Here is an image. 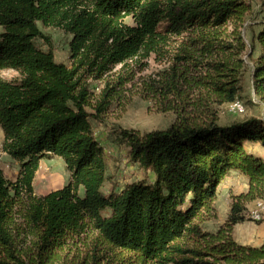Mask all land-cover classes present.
Here are the masks:
<instances>
[{
    "label": "trees",
    "instance_id": "1",
    "mask_svg": "<svg viewBox=\"0 0 264 264\" xmlns=\"http://www.w3.org/2000/svg\"><path fill=\"white\" fill-rule=\"evenodd\" d=\"M253 1L0 0V70L21 76L0 78L2 150L19 163L15 181L0 170V264H264V243L241 245L232 234L250 221L247 205L264 200V159L244 147L258 143L264 151V20L251 69L262 114L217 123L219 108L241 98L240 28ZM38 22L72 36L69 66L36 47L38 39L50 44ZM151 56L168 67L146 87L158 111L175 120L143 135L119 133L131 162L154 181L104 195L105 153L90 119L106 109L114 88L106 83L92 114L83 78L99 80ZM179 65L196 72L190 82L176 75ZM54 156L69 183L36 196L40 161ZM231 171L246 177L247 190L230 195L226 220L208 232L203 224L216 218L217 188ZM15 213L19 225L11 223Z\"/></svg>",
    "mask_w": 264,
    "mask_h": 264
},
{
    "label": "rangeland",
    "instance_id": "2",
    "mask_svg": "<svg viewBox=\"0 0 264 264\" xmlns=\"http://www.w3.org/2000/svg\"><path fill=\"white\" fill-rule=\"evenodd\" d=\"M264 20V0H254L251 4V11L244 18L241 26V33L245 42L246 49L242 54L245 64V74L241 84V98L239 102L244 106L245 112L242 114L233 113L229 110V104H224L219 108L217 123L221 126L231 124L235 121L246 117H259L262 114V108L257 104L251 90V69L252 62L257 56L259 48L255 41V35L259 28V23ZM128 23L130 20H126ZM38 29L50 39L48 45L44 40L38 39L35 45L43 52L50 50L53 54L54 61L66 66L70 65L69 61V44L72 36L60 29L44 27L40 22L37 23ZM231 25L228 26V30ZM0 32L2 28L0 27ZM252 52V57L247 55ZM168 64L155 60L151 56L147 60L129 61L124 68L121 65L116 66L107 76L95 80L89 76L83 78L92 94L91 104L87 108L89 113L95 114L94 107L100 99V93L106 83L114 88V92L106 109L99 114V118L90 119L94 138L104 149L106 161V181L102 187V193L108 195L110 192L119 193L126 185L131 183L144 182L152 184L154 175L150 171L142 170L137 164L131 162L129 150L126 145L119 141V133L123 130L133 131L139 135L155 131L164 130L169 127L175 120L172 112L162 113L158 111L159 101L154 93L149 92L146 85L148 79L156 78L163 75ZM168 71V70H167ZM172 74L171 71H169ZM183 73L189 82L194 78L195 71L191 66L179 65L176 75ZM0 78L14 82L21 78L16 71L4 69L0 70ZM194 95V92H190ZM2 132L0 130V170L3 176L10 181H15L18 176L19 163L11 159L2 150ZM244 147L248 152L259 156L258 143L245 142ZM260 157V156H259ZM225 184H220L217 188L214 207L216 218L203 224L204 230L216 232L217 229L226 220L230 207L229 192L235 185L237 191L243 184L247 185V179L244 175L236 171H231L225 178ZM70 173L66 170L64 162L59 157H49L42 159L39 168L33 180V191L36 196L46 195L52 191L58 190L69 183ZM79 195H83L80 189ZM229 195V197H228ZM248 209V219L250 211ZM11 223L19 225L21 218L17 213L13 214Z\"/></svg>",
    "mask_w": 264,
    "mask_h": 264
},
{
    "label": "crops",
    "instance_id": "3",
    "mask_svg": "<svg viewBox=\"0 0 264 264\" xmlns=\"http://www.w3.org/2000/svg\"><path fill=\"white\" fill-rule=\"evenodd\" d=\"M256 148H258L257 154L262 159H264L263 149L261 147H255L254 149ZM226 182L227 181L223 179L220 184L222 185V184H225ZM246 190H247L246 184H243L242 187H239L237 191L235 190V185H234L233 189L229 192V195L230 194L238 195L241 193H245ZM247 207L248 209H252L254 207V202L248 204ZM232 234H233L234 240L238 244L258 247L264 243V220L258 223H255L252 221H245L243 223L237 224L234 226Z\"/></svg>",
    "mask_w": 264,
    "mask_h": 264
},
{
    "label": "built area",
    "instance_id": "4",
    "mask_svg": "<svg viewBox=\"0 0 264 264\" xmlns=\"http://www.w3.org/2000/svg\"><path fill=\"white\" fill-rule=\"evenodd\" d=\"M229 110L233 113L242 114L245 112L244 106L239 101H234L229 104ZM264 216V200L254 202V207L250 211V218L253 221H260Z\"/></svg>",
    "mask_w": 264,
    "mask_h": 264
}]
</instances>
